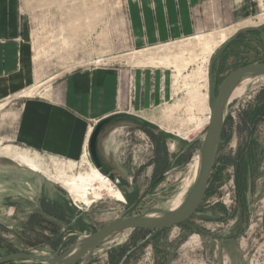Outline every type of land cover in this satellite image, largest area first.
I'll return each instance as SVG.
<instances>
[{
  "label": "rangeland",
  "instance_id": "obj_1",
  "mask_svg": "<svg viewBox=\"0 0 264 264\" xmlns=\"http://www.w3.org/2000/svg\"><path fill=\"white\" fill-rule=\"evenodd\" d=\"M250 2V14L229 28L135 51L125 0H26L36 83L23 93L25 98L45 97L68 73L97 65L137 71L143 75L142 89L144 83L149 85L144 82L147 72L159 74L161 90L168 93L161 96V105L147 108L145 123L152 128L154 149L136 124L115 123L119 138L129 139L132 152V165L122 168L128 179L121 186L104 176L90 156L72 163L17 144L15 128L24 98L0 104V257L21 252L52 255L70 232H97L120 217L164 171L152 197L135 213L170 210L175 199L184 200L209 126L211 60L240 30L264 29V0ZM259 61H264V47L242 38L215 64V81L221 85L233 71ZM241 86L245 95L228 107L219 162L197 213L166 230L123 233L98 249L91 264H264V79ZM135 88L131 80L129 105ZM255 111L260 115L251 120ZM241 158L247 168H241ZM92 169L102 177L87 184L100 198L88 205L80 190L69 184ZM78 238L67 237L64 250Z\"/></svg>",
  "mask_w": 264,
  "mask_h": 264
},
{
  "label": "crops",
  "instance_id": "obj_2",
  "mask_svg": "<svg viewBox=\"0 0 264 264\" xmlns=\"http://www.w3.org/2000/svg\"><path fill=\"white\" fill-rule=\"evenodd\" d=\"M250 0H125V19L135 51L170 44L233 26L250 14ZM73 26H75L73 24ZM73 32H75L73 30ZM26 0H0V104L24 98L20 105L15 142L29 150L78 163L90 155V139L103 120L128 115L147 122L148 107L161 105L160 75H143L114 66H92L68 73L45 97L23 93L36 83L35 48ZM156 76V90L152 88ZM135 81L129 105V83ZM114 125L98 141L102 160L123 183L132 152ZM122 143L124 146H122ZM122 183V184H123Z\"/></svg>",
  "mask_w": 264,
  "mask_h": 264
},
{
  "label": "water",
  "instance_id": "obj_3",
  "mask_svg": "<svg viewBox=\"0 0 264 264\" xmlns=\"http://www.w3.org/2000/svg\"><path fill=\"white\" fill-rule=\"evenodd\" d=\"M258 30L262 31V29L259 28ZM251 31H253V29H244L237 32L217 50L211 60V115L209 118V126L198 153L199 161L193 186L178 208H172L170 210L152 208L143 213L133 215L148 192L166 176L167 173H165L132 207L97 232L89 235L70 232L55 254L39 255L24 252L15 253L6 257H0V264H10L19 261L35 262L39 264H91L95 252L98 249L111 243L123 233L135 231H162L188 222L197 213L208 192L210 181L218 162L228 115V107L231 103L233 93L244 83L264 78V63L249 64L230 73L223 80L217 91L214 78L215 64L223 53L236 42L240 35ZM121 120L139 121L128 115H115L109 117L97 125L90 139L89 149L93 163L98 170L113 182L117 180V177L111 174L109 168L100 157L98 141L101 133L105 129ZM72 235L78 236V240L68 249L64 250L66 238Z\"/></svg>",
  "mask_w": 264,
  "mask_h": 264
},
{
  "label": "flooded vegetation",
  "instance_id": "obj_4",
  "mask_svg": "<svg viewBox=\"0 0 264 264\" xmlns=\"http://www.w3.org/2000/svg\"><path fill=\"white\" fill-rule=\"evenodd\" d=\"M263 33H264V29H262V31H259L258 29H253V31L249 32V33H246V34H242L238 37V39L236 40V42L242 40V38H244V42L246 44H256L258 46H263L264 47V42H263ZM234 42V43H236ZM256 63H264V61H259V62H256ZM246 66V65H244ZM243 67V66H242ZM216 83V87H217V91L220 87V85L217 84V82L215 81ZM121 121H127V122H130V123H133V124H136L141 131H143L146 135V142L149 140L150 141V146L152 149H154V136H153V132H152V128L146 126V123L145 122H142V121H135V120H121ZM117 123V122H116ZM115 125V123L113 124ZM143 129V130H142ZM107 165V167L109 168L111 174H114L116 177H117V180L114 182L117 186H121L122 185V180L117 176V174H115V172L109 167V165L107 163H105ZM166 171L162 172L160 175H158L154 180H152L150 186L139 196L137 197L132 203L131 205L128 206L127 210L132 207L142 196H144L147 191L153 186V184L161 177L165 174ZM165 178V177H164ZM163 178V179H164ZM162 179V180H163ZM162 180H160L149 192L148 194L146 195L145 199L142 201V203L139 205L138 208L141 207V205L149 198V197H152V191L162 182ZM120 192V191H119ZM122 195V194H121ZM137 208V209H138ZM136 209V211H137ZM126 210V211H127ZM135 211V212H136ZM133 213V215H137L136 213Z\"/></svg>",
  "mask_w": 264,
  "mask_h": 264
},
{
  "label": "bare ground",
  "instance_id": "obj_5",
  "mask_svg": "<svg viewBox=\"0 0 264 264\" xmlns=\"http://www.w3.org/2000/svg\"><path fill=\"white\" fill-rule=\"evenodd\" d=\"M264 79V78H263ZM249 83V82H248ZM244 89L242 86L238 87L235 92L233 93L232 97H231V101L240 98L243 96L244 94ZM245 95V94H244ZM104 175V174H103ZM105 176V175H104ZM101 178L102 175L96 170V169H92V172L90 175H87L86 177H78V178H72L71 183L69 184V186L71 187V189H77L80 190V194L81 196L84 198V200L86 201V203L88 205H91V203L97 201L100 196L96 195L94 192H92V190L90 189V185L87 184L88 179H97V178ZM118 198H122L120 196V194H117ZM183 202V198L182 196H180L179 198L175 199V202L172 205V208L176 209L178 208Z\"/></svg>",
  "mask_w": 264,
  "mask_h": 264
},
{
  "label": "trees",
  "instance_id": "obj_6",
  "mask_svg": "<svg viewBox=\"0 0 264 264\" xmlns=\"http://www.w3.org/2000/svg\"><path fill=\"white\" fill-rule=\"evenodd\" d=\"M259 112L262 113L263 111L259 110ZM259 115H260V114H258V111H257V112L255 111V113H254V114H251V115L249 116V118H251V120H252V119H258ZM226 124H227V121H226ZM225 127H226V125H225ZM225 129H226V128H225ZM224 133H225V130H224ZM242 158H243V157H242ZM242 158H241V161H242V163H241L242 167H241V168H247L248 165L245 164L246 161L243 160ZM253 158H254V157H252L251 160H253ZM251 160H250V161H251ZM218 162H219V158H218ZM218 162H217V163H218ZM216 167H217V165H216ZM215 169H216V168H215ZM214 171H215V170H214ZM213 175H214V174H213ZM135 232H137V231H135Z\"/></svg>",
  "mask_w": 264,
  "mask_h": 264
},
{
  "label": "built area",
  "instance_id": "obj_7",
  "mask_svg": "<svg viewBox=\"0 0 264 264\" xmlns=\"http://www.w3.org/2000/svg\"><path fill=\"white\" fill-rule=\"evenodd\" d=\"M234 116V115H233Z\"/></svg>",
  "mask_w": 264,
  "mask_h": 264
}]
</instances>
